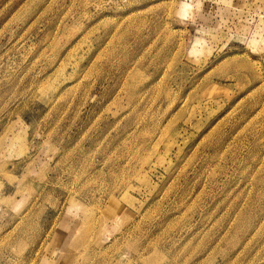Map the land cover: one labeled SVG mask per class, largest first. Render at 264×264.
<instances>
[{
	"label": "rangeland",
	"instance_id": "374dc122",
	"mask_svg": "<svg viewBox=\"0 0 264 264\" xmlns=\"http://www.w3.org/2000/svg\"><path fill=\"white\" fill-rule=\"evenodd\" d=\"M0 264H264V0H0Z\"/></svg>",
	"mask_w": 264,
	"mask_h": 264
},
{
	"label": "bare ground",
	"instance_id": "6f19581e",
	"mask_svg": "<svg viewBox=\"0 0 264 264\" xmlns=\"http://www.w3.org/2000/svg\"><path fill=\"white\" fill-rule=\"evenodd\" d=\"M144 135H146V134H144ZM128 174V173H127ZM128 176V175H127ZM127 178V177H126Z\"/></svg>",
	"mask_w": 264,
	"mask_h": 264
}]
</instances>
